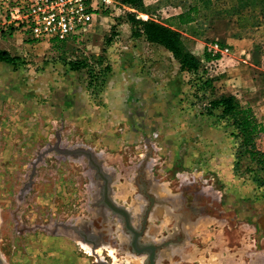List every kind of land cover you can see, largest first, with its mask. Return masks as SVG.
Wrapping results in <instances>:
<instances>
[{
	"label": "rangeland",
	"instance_id": "obj_1",
	"mask_svg": "<svg viewBox=\"0 0 264 264\" xmlns=\"http://www.w3.org/2000/svg\"><path fill=\"white\" fill-rule=\"evenodd\" d=\"M144 2L146 12L95 0L88 24L64 41L0 23V48L17 57L0 65L3 264H144L123 216L104 202L100 171L87 154L60 151L68 149L93 153L135 226L150 210L144 240L167 252L158 264H264V167L245 149L236 154L233 119L210 103L225 94L226 62L244 56L223 40L264 30V6ZM196 4L193 21L181 23ZM134 13L180 29L202 68L182 71L171 51L135 35ZM215 43L228 50H211ZM242 104L264 123L259 108ZM256 144L264 151V132Z\"/></svg>",
	"mask_w": 264,
	"mask_h": 264
},
{
	"label": "trees",
	"instance_id": "obj_2",
	"mask_svg": "<svg viewBox=\"0 0 264 264\" xmlns=\"http://www.w3.org/2000/svg\"><path fill=\"white\" fill-rule=\"evenodd\" d=\"M125 3L134 6L139 11L146 12L144 0H123ZM203 4L207 8H213L214 4L212 0H202ZM264 6V0H261ZM198 4L191 5L188 11H184L180 14L181 23L187 24L193 21L192 11L198 9ZM131 21L133 22V31L135 35H145L146 38L153 43L160 44L166 49L171 51L175 58L179 61L182 71L197 72L202 68V59L187 49L183 38L182 31L171 25L162 23L154 18L150 17H138L137 14H131ZM0 61H5L9 64H15L17 57L13 56L8 50L0 48ZM73 65L75 68L81 67L84 62H76ZM110 67L107 66L102 71L108 72ZM204 84L212 86V80H205ZM212 108L223 109L225 116L233 119V124L238 129V133L235 135L239 139L241 150L245 149L264 167V151L260 150L256 144V137L264 132V123L260 122L253 111L252 107L242 104L240 99L234 94H222L211 102ZM238 164V162H237Z\"/></svg>",
	"mask_w": 264,
	"mask_h": 264
},
{
	"label": "built area",
	"instance_id": "obj_3",
	"mask_svg": "<svg viewBox=\"0 0 264 264\" xmlns=\"http://www.w3.org/2000/svg\"><path fill=\"white\" fill-rule=\"evenodd\" d=\"M95 0H8L0 2V23L30 32L37 39L64 41L82 31L93 17ZM97 1V0H96ZM222 50L219 43L210 48Z\"/></svg>",
	"mask_w": 264,
	"mask_h": 264
},
{
	"label": "crops",
	"instance_id": "obj_4",
	"mask_svg": "<svg viewBox=\"0 0 264 264\" xmlns=\"http://www.w3.org/2000/svg\"><path fill=\"white\" fill-rule=\"evenodd\" d=\"M254 28L253 32L251 30L246 35L230 36L223 40L237 43L240 46L237 51L244 53V56L240 57L239 62L233 59L226 62L229 66H224L223 77L219 81L224 84L222 92L236 95L243 103L259 108L264 115V63L260 61L264 59V30L261 26ZM259 28L262 30H257ZM0 65L9 63L0 61ZM107 90H113L111 77L107 82Z\"/></svg>",
	"mask_w": 264,
	"mask_h": 264
},
{
	"label": "water",
	"instance_id": "obj_5",
	"mask_svg": "<svg viewBox=\"0 0 264 264\" xmlns=\"http://www.w3.org/2000/svg\"><path fill=\"white\" fill-rule=\"evenodd\" d=\"M62 153L64 154H75V155H81V154H87L89 156V158L91 159L92 163L95 164V166L97 167V169L100 171V175L101 177L105 180V186L103 188V197H104V202L105 204L111 208L114 212L120 214L121 216H123V218L125 219L127 228L130 229L131 231L134 230V226L132 224V220H131V213L129 211V209L127 207H125L124 205L119 204L111 195V182L112 179L111 177H109L107 175V173H105V171H103V167L101 166V163H99L96 158L94 157L93 153L89 150H83V149H76V150H60ZM41 158V157H40ZM78 230V229H77ZM79 232H83L81 230H79ZM83 233H81L82 235ZM87 234V233H86ZM89 236V235H88ZM93 235L88 237V240H94L92 239ZM152 248V250H155L157 248L156 245L153 244H143V249H138V252H142L144 251L145 248ZM156 261V253H152L151 256V263L150 264H155ZM0 264H3V260L0 257Z\"/></svg>",
	"mask_w": 264,
	"mask_h": 264
},
{
	"label": "flooded vegetation",
	"instance_id": "obj_6",
	"mask_svg": "<svg viewBox=\"0 0 264 264\" xmlns=\"http://www.w3.org/2000/svg\"><path fill=\"white\" fill-rule=\"evenodd\" d=\"M34 177H35V175L33 174L32 179ZM30 187H31L30 185L26 186L25 191L27 189H29ZM149 212H150V210L147 211V216H146L147 218H145V219L142 218V226H139V227H137L133 224V219H132V215H131L132 224L135 228L132 231L128 228L127 229L131 233V241H130L131 248L135 252H137L138 254H145L146 255V258L144 260V264H150L151 263V256H152V253H154V252L156 253L155 264H158V259H159L158 257L160 255V251L162 250L163 247H160V244H157L154 241H145L144 240L146 232H147V223L146 222L148 220ZM58 227H61V226H58ZM63 227L66 228V226H63ZM126 227H127V225H126ZM77 229L83 231V232H81V233H83L82 237L84 238V240H88V237H90V236H88V234H86V231L82 230L79 227ZM143 244H153V245H156L157 248L155 250H152V248L148 247V248H145L144 251L138 252L137 251L138 249H143Z\"/></svg>",
	"mask_w": 264,
	"mask_h": 264
},
{
	"label": "bare ground",
	"instance_id": "obj_7",
	"mask_svg": "<svg viewBox=\"0 0 264 264\" xmlns=\"http://www.w3.org/2000/svg\"><path fill=\"white\" fill-rule=\"evenodd\" d=\"M137 203H138V202H137ZM40 220H41V219H40ZM50 225H51V224H50ZM42 229H43V228H42ZM42 229H41V230H42ZM33 230H34V229H33ZM50 230H51V228H50ZM49 232H50V231H49ZM149 234H150V233H149ZM170 249H171V248H170ZM175 249L177 250L176 246H175V247L173 246V247H172V252H173V250L175 251ZM165 253H167V252H166V251H163V252L161 253L160 256H163ZM177 253H178V251H177ZM133 256H134V255H133ZM141 258H142V260L144 261L145 258H146V255L143 254ZM140 262H141V261H140ZM158 262H159V261H158Z\"/></svg>",
	"mask_w": 264,
	"mask_h": 264
}]
</instances>
